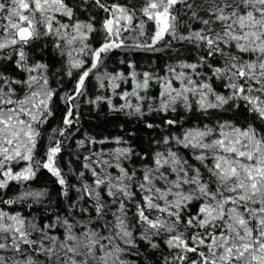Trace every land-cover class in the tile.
Instances as JSON below:
<instances>
[{"label":"snow or ice","instance_id":"obj_1","mask_svg":"<svg viewBox=\"0 0 264 264\" xmlns=\"http://www.w3.org/2000/svg\"><path fill=\"white\" fill-rule=\"evenodd\" d=\"M0 264H264V0H0Z\"/></svg>","mask_w":264,"mask_h":264},{"label":"rangeland","instance_id":"obj_2","mask_svg":"<svg viewBox=\"0 0 264 264\" xmlns=\"http://www.w3.org/2000/svg\"><path fill=\"white\" fill-rule=\"evenodd\" d=\"M160 57L161 58L159 63L162 66L164 63L167 62V54H160ZM140 63L143 64L144 61H140ZM115 66H116L115 64L111 65V67H115ZM121 122L122 121H113L111 119L105 120L104 112H100L99 115H97V111L93 110L90 113H87L83 117V128L85 131H88L97 136H106L109 135L110 133L112 135H116L119 132V125ZM128 127H132V125H128ZM32 186L37 188L47 187L50 192V196L53 203L54 204L59 203L62 206L63 204L62 198L58 196L59 187L58 185L55 184L54 178H52L47 172L42 171L38 179L34 182ZM16 191H17L16 186H12L9 189V195L15 194ZM35 207H39L41 209V214L43 213V206H35ZM25 211L28 210L25 209Z\"/></svg>","mask_w":264,"mask_h":264}]
</instances>
